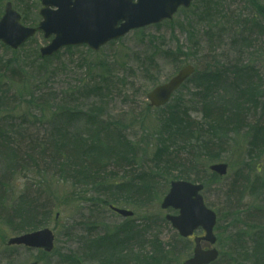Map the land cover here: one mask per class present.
I'll use <instances>...</instances> for the list:
<instances>
[{"label": "rangeland", "instance_id": "1", "mask_svg": "<svg viewBox=\"0 0 264 264\" xmlns=\"http://www.w3.org/2000/svg\"><path fill=\"white\" fill-rule=\"evenodd\" d=\"M8 1L21 14L23 25L38 26L42 19L39 14L42 7L40 0H0V18ZM252 1L194 0L190 8L179 10L172 20L133 30L99 51H93L85 45L77 46L63 49L58 56L46 60L41 59L39 52L40 47L49 42V39L43 37L42 31L15 53L0 42V126H24V134L19 137V147L20 155L25 152L28 158L32 155L33 142L48 141L51 125L46 121L33 119L34 115L29 112L25 96H21L27 91L38 90L43 93L45 91L50 95V100L53 103L59 101V105L65 102L85 109H93L92 105H98L101 107L103 121L127 123L124 135L128 139L143 140L139 119L134 118L149 103L147 94L156 86L168 82L182 66L192 64L198 70H203L213 64V61L227 64L235 60H253L254 64L258 62V68L264 72V33L255 32V41L250 49L240 47L234 41L235 33L241 30L242 24L245 25L246 17L259 15ZM255 1L264 7V0ZM178 48L182 50V54H167L170 51L176 52ZM12 58L17 63L14 68L18 69L15 71L18 75L11 72L12 66H6V61ZM45 80L48 81L47 88H44L45 84L36 87ZM26 82L28 89L24 87ZM5 94L8 96L4 97ZM228 97V91L219 87L206 96L191 81L173 95L169 102L171 104L174 101L170 111L177 113L180 120L187 121L190 127H194L200 139L186 136L183 138L181 135H174L172 131L165 135L170 150L162 154V159L173 163H162L169 170L162 169V178L155 182L153 194H148L147 197L142 193L129 196L128 192H124L118 195L119 202L113 204L134 211L132 218L115 213L110 209V204L103 205L92 201L93 197L98 196L93 193L92 187L80 185L77 189L71 183L63 182L57 176L60 164L55 163L52 175L46 177L50 183L45 185V196L52 195L49 196L52 201L58 195V200L51 203V216L38 227H47L55 235L54 249L48 254L24 246L8 245L10 238L19 235L18 223L8 222L12 203L27 186L32 185L31 188L36 189L42 183V169L47 162L40 160L38 156L34 160L29 159L28 165L34 169L29 175L20 172L21 167L15 171L11 163L6 168L0 165V194L8 198L5 202L0 201V264H75L74 259H80L81 264H104L81 241L88 232V225L95 226L91 232L97 237L127 221H134L143 231V248L141 242L134 245L135 253L153 255L150 242L157 237L165 243L166 249H169L167 244L172 243L180 251L178 256H169L172 262L165 264H182L190 256L192 249H186L185 239L178 238V232L164 218L167 213H173V210H164L161 207L172 180L170 178L182 175V179L204 183V198L219 216L231 212L243 213L261 201L259 195L249 194L251 185H248L245 177L248 173L253 181L256 176L264 173V157L259 158L253 151L249 152L246 129L234 130V118L221 116V104ZM155 110L153 109L151 118L146 121V126H152L154 120L164 114L159 109ZM254 111H250L252 114L249 124H253L258 118V114H253ZM60 124L63 129L69 130L64 121ZM219 129L227 131L222 139L219 138L220 134L216 137ZM156 137L149 134V144H156ZM10 143L7 138H0V148L4 147L2 144ZM205 143L208 147L203 146ZM210 150L213 155L217 154L214 158L208 157ZM2 161L7 163L4 155L0 156V163ZM190 161L203 163V166L198 169L195 165L184 164ZM216 162L229 164L228 174L219 180H213L211 172L204 168ZM246 163H251L252 166L249 167ZM140 164L145 169L152 166L150 161ZM28 176L30 181L26 180ZM202 179H207L209 183ZM231 190L235 192L231 193ZM261 220L264 222V219ZM23 231L27 230L23 228ZM232 231L236 232V229L233 230L229 220H219L215 229L218 238L215 246L221 252L227 251L229 246H235L230 240ZM198 234L201 235V232ZM244 243L250 251L252 241L246 235ZM239 253L244 255L240 250ZM244 261L245 264L251 263L250 260Z\"/></svg>", "mask_w": 264, "mask_h": 264}, {"label": "trees", "instance_id": "2", "mask_svg": "<svg viewBox=\"0 0 264 264\" xmlns=\"http://www.w3.org/2000/svg\"><path fill=\"white\" fill-rule=\"evenodd\" d=\"M252 4L259 11V15L246 17L245 25H241V30L235 33L234 38L235 44L248 49L253 47L254 36L259 32L264 33V7L255 0L252 1ZM181 51L178 48L176 52L170 51L167 54L169 56L182 54ZM15 64H17L16 61L6 62V66ZM16 70L18 69L12 66L11 72L18 75ZM46 81H41L36 87L39 88L45 84L44 88H47L48 81ZM188 81L194 82L195 86L201 88V92L203 90L206 96L217 90L218 87L228 91V100L222 102L220 107L221 116L234 118V130L246 129L245 136L248 139L249 152L253 151L259 158L264 157V72L258 68V62L254 64L253 60L248 62L235 60L221 64L218 61H213V64L203 70L196 68L194 75ZM24 87L28 89L27 82L24 83ZM6 96L8 95L5 94L4 97ZM21 96H25L29 112L34 115L33 119L46 121L51 125L52 130L48 141L33 142L32 155H29L28 158L25 152L20 155L19 137L24 134L22 131L24 126L22 124L19 128L0 126V138L5 137L11 141L8 145L2 144L1 146L4 147L0 148V156L4 155L7 160V163H3V161L0 163L3 168L11 163L15 171L21 167L20 172L29 175L33 169L28 165L29 159L34 160L38 156L40 160L47 162L44 163L45 167L42 169L44 172L42 174L43 184L37 183L36 189H32V185L27 186L12 203V213L8 216V222L18 223L19 232H22L23 228L27 231L35 230L40 226V223H44L51 216L50 206L51 203L54 204L58 200V195H55L51 201L52 195L45 196L47 195L45 188L50 183L46 177L52 175L55 163L60 164L57 176L62 178L63 182L71 183L77 189L80 185L90 186L94 189L93 193L98 195L93 197L92 201L100 202L103 205H112L119 202L118 195L124 192H128L129 196L142 193L147 197L148 194H153L152 189L155 188V182L158 178H162V169L169 170L162 163H173L170 160L162 159V154L170 150L165 137V135H169V131H172L174 135H181L183 138L186 136L187 138L197 137L196 139H200L194 127H190L191 125L187 121L180 120L177 113L170 111L174 101L166 105L165 109H156L163 111L164 114L154 120L150 127L146 126V121L151 118L150 114L153 108L147 104L145 109L134 118V120L139 119L144 139L134 140L128 139L124 135L123 131L126 130L127 123L103 121L101 107L98 105H92L93 109L71 106L65 102L59 105V101L53 103L49 94L38 90L27 91ZM252 110H255L253 114H258V118L253 121V124H249L252 114L250 111ZM209 111L212 112L210 107ZM25 114L28 116L27 112ZM26 115L24 116L25 121L27 120ZM61 121L65 122L69 130L63 129ZM63 130L65 133H62ZM226 132L224 129H219L216 137L220 134L219 138L222 139L227 135ZM149 134L154 138L157 136L156 144H149L147 139ZM150 145H153L152 148ZM203 146L208 147L206 143ZM191 148H194V145H191ZM216 155H213L210 150L208 157L214 158ZM251 157L254 158V156ZM255 158L257 159L256 156ZM61 159L62 161H60ZM147 161L152 163L151 167L148 169H145L144 166L140 167V163ZM35 164L38 165V163ZM184 164L195 165L198 169L203 166V163L193 161ZM246 165L252 166L251 163H246ZM204 168L206 170L208 166ZM185 175L188 174L185 173ZM211 175H213V180L221 179L214 174ZM181 177L183 176L174 178ZM26 180L30 181L29 176ZM202 181L206 182L207 179H202ZM247 181L248 185H251L249 194L259 195L261 201L243 213L231 212L219 217V220H225V218L229 220L233 230L236 229V232L232 231L230 237L231 244L235 246H229L227 251H222L220 258L212 264H245L244 260H250V264H264V222L261 220L264 219V173L256 176L253 181L249 177ZM247 186L244 188L246 189ZM233 192L235 191L231 190V193ZM6 200L8 198L0 194V201L5 202ZM246 219L249 221L247 222ZM129 222L116 226L111 231L108 230L97 237L93 236L91 232L95 226L89 224L88 232L81 241L104 264H165V262H172L169 256L180 254L174 244L168 243L169 249H166L165 243L163 244L157 237L150 242L153 255L148 256L143 252L135 253L134 245H139L141 242V248H143L144 236L143 231L135 225L134 221H131L133 224ZM245 235L252 241L250 251L244 243ZM184 241L186 249H192V242L189 239ZM219 242L223 246L222 241L219 240ZM239 250L244 254L243 256L240 255ZM74 262L81 264L80 259H74Z\"/></svg>", "mask_w": 264, "mask_h": 264}, {"label": "water", "instance_id": "3", "mask_svg": "<svg viewBox=\"0 0 264 264\" xmlns=\"http://www.w3.org/2000/svg\"><path fill=\"white\" fill-rule=\"evenodd\" d=\"M193 0H42L45 8L41 10L44 21L39 29L45 31V37L55 34L52 42L41 48L43 57L50 56L65 45L87 43L98 50L110 40L124 36L131 29L160 23L171 19L179 7H189ZM56 7L57 9H51ZM20 14L13 9L12 3L6 4L5 15L0 21V39L18 48L30 36L35 28L25 27L20 23ZM121 22V23H120ZM194 72L188 65L181 69L168 83L156 87L148 94L152 106H162L168 102L172 93ZM227 164L211 166L220 175L227 173ZM203 185L187 181L172 182L169 193L165 196L162 207L179 209L177 215H167L174 228L181 236L188 237L198 227L206 231L204 237H196L194 254L184 264H210L219 252L216 248L204 250L201 241L214 244L216 213L209 209L199 192ZM123 216L133 215L132 211L115 208ZM10 244H23L34 248L51 251L54 235L50 229H42L10 239ZM37 264V263H32Z\"/></svg>", "mask_w": 264, "mask_h": 264}]
</instances>
